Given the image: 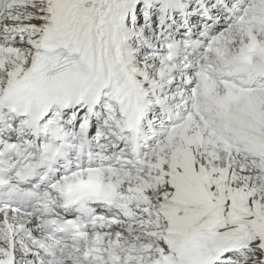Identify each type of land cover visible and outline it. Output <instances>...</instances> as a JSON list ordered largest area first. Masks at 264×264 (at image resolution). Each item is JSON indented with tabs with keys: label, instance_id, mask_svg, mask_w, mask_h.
<instances>
[{
	"label": "snow or ice",
	"instance_id": "6c2138e0",
	"mask_svg": "<svg viewBox=\"0 0 264 264\" xmlns=\"http://www.w3.org/2000/svg\"><path fill=\"white\" fill-rule=\"evenodd\" d=\"M0 264H264V0H0Z\"/></svg>",
	"mask_w": 264,
	"mask_h": 264
}]
</instances>
